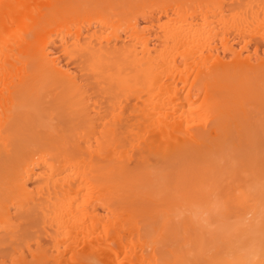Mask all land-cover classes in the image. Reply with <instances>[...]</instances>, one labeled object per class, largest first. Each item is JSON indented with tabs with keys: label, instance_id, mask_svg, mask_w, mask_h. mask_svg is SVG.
Here are the masks:
<instances>
[{
	"label": "bare ground",
	"instance_id": "6f19581e",
	"mask_svg": "<svg viewBox=\"0 0 264 264\" xmlns=\"http://www.w3.org/2000/svg\"><path fill=\"white\" fill-rule=\"evenodd\" d=\"M0 264H264V0H0Z\"/></svg>",
	"mask_w": 264,
	"mask_h": 264
},
{
	"label": "rangeland",
	"instance_id": "374dc122",
	"mask_svg": "<svg viewBox=\"0 0 264 264\" xmlns=\"http://www.w3.org/2000/svg\"><path fill=\"white\" fill-rule=\"evenodd\" d=\"M140 22H141V23H140V26L144 24L143 21H140ZM145 32H147V30H145Z\"/></svg>",
	"mask_w": 264,
	"mask_h": 264
}]
</instances>
